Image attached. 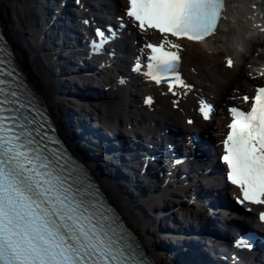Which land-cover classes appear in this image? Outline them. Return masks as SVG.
<instances>
[{"label": "snow or ice", "instance_id": "snow-or-ice-1", "mask_svg": "<svg viewBox=\"0 0 264 264\" xmlns=\"http://www.w3.org/2000/svg\"><path fill=\"white\" fill-rule=\"evenodd\" d=\"M227 6L228 0H127L119 27L127 26V17L145 38L150 31L162 37L155 44L145 39L141 52L148 62L137 57L132 70L157 85L166 84L178 97L173 100L176 106L191 85L179 72L183 46L169 36L204 42L225 27ZM251 8L254 16L257 5ZM252 26L264 32L261 24ZM116 35L111 26L107 34L97 28L98 39L90 42L92 52L100 53ZM5 64L7 68L2 67ZM233 65L228 56L226 66ZM17 73L11 49L0 34V264H153L110 215L111 209L98 199V192L91 190L83 169L63 148L41 109L22 95ZM243 100H251L246 111L228 108L231 120L222 141L221 160L227 180L240 191L238 202L264 206V86H256L255 94L244 95ZM144 103L151 105L152 97ZM198 111L208 120L214 108L201 98ZM258 219L264 222V210ZM253 235H241L234 246L250 250Z\"/></svg>", "mask_w": 264, "mask_h": 264}, {"label": "bare ground", "instance_id": "bare-ground-1", "mask_svg": "<svg viewBox=\"0 0 264 264\" xmlns=\"http://www.w3.org/2000/svg\"><path fill=\"white\" fill-rule=\"evenodd\" d=\"M6 1L9 3L12 9L13 16L16 19H18L19 14L22 13L21 8L18 7L19 0H0V5H2V3H5ZM256 1L257 0H230L229 19L225 24V27L223 29L224 33L222 36L218 35L215 38L209 39L206 42L199 44L188 43L183 40L179 42L181 45L185 46L184 47L185 52L183 53V56L185 57V61L188 66L185 72L193 76L194 79L198 77L197 82H199L201 86L205 87L206 86L205 82H207V78H211L212 82H214L215 84L214 87L217 88L218 91L222 90L224 94L231 92V90L241 89L243 87L240 82H235L236 79L242 80V78H244L243 74L241 73L240 67L235 65L233 69L226 68V70H224V68H222L223 65H221L220 59L225 58L227 55L233 57V59L240 62L243 59V55L241 54L242 52L239 53L237 51L239 46L243 44L244 46L248 47L255 44L253 41L248 39L251 31V22H249L248 16H249V10L251 8V4L253 3L256 4ZM31 2H33L36 5L34 0H26V5L27 7H29V9L31 7ZM233 4H235L236 6H233ZM262 7L263 8H261V13H263L264 11V5H262ZM256 11L258 10H255V12ZM33 27L35 28L34 25ZM18 36L23 44L22 46L25 49V51H28V53L29 52L34 53L35 52L33 46L34 43L31 41V39L27 38L25 34L22 32H19ZM23 48L20 51V58L23 61V64L27 67L31 75H33V77L35 78L38 89L44 94L46 98V102L49 104L50 108L54 112L56 110H60L61 103L62 102L65 103L66 100L64 99L62 102H60L58 97L61 95L58 94V91L56 92L53 89V84L57 85V87L60 89L59 84L56 81V76L53 77L51 75L52 77L50 76L49 78L51 79L52 82H50L48 79L44 78L41 75L38 67L40 66L39 68L41 72L44 70V68L41 67L42 64L40 62L43 60V58L35 57L32 64L29 62L26 64L24 60L26 55ZM246 50L248 53L249 50L252 49H246ZM30 59H32V57H30ZM192 69L195 71V73L191 71ZM239 72L240 75L237 74ZM42 73L44 75L47 74L44 71ZM201 78L204 79L206 78V79L200 81ZM61 91L63 92V94H65L63 90ZM109 104L110 105L107 108L99 105L98 103H94L95 105L94 107H95V113L100 114L104 119H107L112 123L126 121V119L131 121L132 120L137 121L138 119L143 120L142 116H144L146 119H151L154 117V114L141 112L140 110L137 111H135L134 109L128 110L127 109L128 107L124 103L117 104L115 102H111ZM114 104L117 105V108L115 107ZM183 105L184 104H182L181 106L183 107ZM160 110L161 112H158L157 115L159 120L164 122H170V119H177L182 115L180 114L181 113L180 111H177L179 112V115H177L178 113L176 114V111L173 112L169 108H164V109L160 108ZM123 116L125 120H123ZM176 123L178 125L183 124L181 121H178ZM107 191L110 193L112 197H115L113 199L122 209V214L125 217L127 223H129V225H131L133 228H136L139 234L141 235V237L143 238L145 245L150 246L152 241V236L150 235V233H148L147 223L141 219L142 217H138L137 214L139 210L136 209L134 206L132 208V206L130 205L131 203H127L119 195H116L112 191V189L107 188ZM153 198L154 197L152 196L150 199L147 200V203L144 204V209H145L144 212L149 211L150 206L155 200ZM149 227L151 229L152 225H150Z\"/></svg>", "mask_w": 264, "mask_h": 264}]
</instances>
